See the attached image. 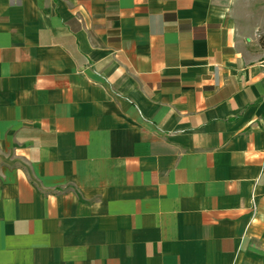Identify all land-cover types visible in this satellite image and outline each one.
Here are the masks:
<instances>
[{"label":"crops","instance_id":"obj_1","mask_svg":"<svg viewBox=\"0 0 264 264\" xmlns=\"http://www.w3.org/2000/svg\"><path fill=\"white\" fill-rule=\"evenodd\" d=\"M0 264H264V0H0Z\"/></svg>","mask_w":264,"mask_h":264}]
</instances>
